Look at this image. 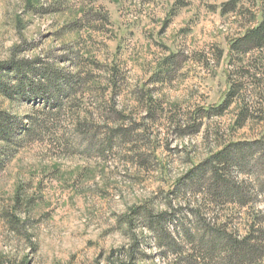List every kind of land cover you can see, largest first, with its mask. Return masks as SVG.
<instances>
[{"label":"rangeland","instance_id":"1","mask_svg":"<svg viewBox=\"0 0 264 264\" xmlns=\"http://www.w3.org/2000/svg\"><path fill=\"white\" fill-rule=\"evenodd\" d=\"M263 15L264 0H0V63L92 78L58 108L49 88V106L0 95L15 125L0 137V264L128 261L134 239L139 264H264V155L251 147L264 137V48H234ZM234 145L224 173L246 205L204 186L173 194ZM147 213L168 218L178 248L159 246ZM217 232L255 254L207 253Z\"/></svg>","mask_w":264,"mask_h":264},{"label":"trees","instance_id":"2","mask_svg":"<svg viewBox=\"0 0 264 264\" xmlns=\"http://www.w3.org/2000/svg\"><path fill=\"white\" fill-rule=\"evenodd\" d=\"M78 24V23H77ZM248 52L255 49L264 48V15L262 22L252 30L247 31L240 41L234 45L236 50ZM39 61H29V60H12L8 63H0V95L5 97L10 101H15L16 99H36L43 101L44 104L49 106L50 99L46 97V90H54V107H60L63 98L69 95H75L78 88L82 86H89L92 78L90 75H85L83 77V71L78 70L74 75H65L62 70L54 69L49 67V65H40L43 67L36 66L41 64ZM38 78L36 85H32L28 82L27 76L35 75ZM12 78V81L10 79ZM6 79L9 81L7 83ZM17 82V86H11V82ZM27 84H31L28 86ZM235 90L233 89L232 94ZM233 96V95H232ZM228 106L218 108L215 112L222 114L223 110ZM249 109L245 108L242 115L247 117ZM35 122V123H34ZM38 124L36 121H32V125ZM13 120L7 113L0 112V137L3 142L10 143L11 136L14 132ZM32 128L25 130L26 136L31 135ZM239 145H234L233 147H227L221 152L212 156L209 160L200 164L195 169H193L184 179L178 182L176 186V191L173 192L178 196V192L186 188L193 187H206V190L211 195L214 201H221L224 199L228 202L237 201L240 205L244 206L248 203V197L243 191V188L238 186L236 183L230 182L229 177H226L224 171H231L232 168H236L239 162L234 161L231 156V149H239ZM254 149L261 150L264 155V137L255 141L251 145ZM263 167H264V163ZM240 166V165H239ZM189 184V185H188ZM188 186V187H187ZM190 186V187H189ZM146 228L151 231L158 233L159 235V246L161 248H167L168 250L178 248L179 244L175 242V237H173L172 232L167 226L165 216L158 219H153L151 213H147ZM167 216V215H166ZM189 233V232H187ZM188 235V234H187ZM211 241H207L205 238L201 239V244L204 245V249L207 253H213L219 250L221 247L226 246L228 254L236 258L252 256L255 254L254 246L251 245L250 239H244L243 241L233 240L229 238L226 233L217 232L211 235ZM123 256L128 257V261L122 259L114 260V252L108 259L107 264H139V259L141 256L140 243L137 239H134V243L131 249L127 252L123 251Z\"/></svg>","mask_w":264,"mask_h":264}]
</instances>
